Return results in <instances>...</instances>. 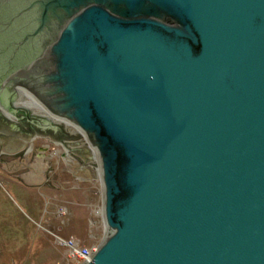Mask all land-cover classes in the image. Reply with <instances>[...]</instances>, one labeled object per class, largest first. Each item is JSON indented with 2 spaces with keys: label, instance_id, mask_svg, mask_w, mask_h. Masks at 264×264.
Listing matches in <instances>:
<instances>
[{
  "label": "water",
  "instance_id": "1",
  "mask_svg": "<svg viewBox=\"0 0 264 264\" xmlns=\"http://www.w3.org/2000/svg\"><path fill=\"white\" fill-rule=\"evenodd\" d=\"M0 96L97 156L81 264H264V0H0Z\"/></svg>",
  "mask_w": 264,
  "mask_h": 264
},
{
  "label": "rangeland",
  "instance_id": "2",
  "mask_svg": "<svg viewBox=\"0 0 264 264\" xmlns=\"http://www.w3.org/2000/svg\"><path fill=\"white\" fill-rule=\"evenodd\" d=\"M28 99L31 111L48 114ZM67 125L83 136L92 160L48 137L27 142L25 162L0 153V264H80L68 259L56 236L76 237L91 248L105 237L98 159L85 136ZM31 168L45 185L27 183L21 173Z\"/></svg>",
  "mask_w": 264,
  "mask_h": 264
},
{
  "label": "flooded vegetation",
  "instance_id": "3",
  "mask_svg": "<svg viewBox=\"0 0 264 264\" xmlns=\"http://www.w3.org/2000/svg\"><path fill=\"white\" fill-rule=\"evenodd\" d=\"M1 99H2V96H0V100ZM4 100L5 99H3V101ZM17 115H18V118H15V119H9L3 115H0V143L2 144V147L5 150L7 151L15 150V148L10 147L9 143L16 142V141H20V144H22L20 146L22 147L23 144H25L26 141L32 137H34V139L40 136L48 137L54 143L55 142L61 143L62 139L67 141L65 137H67L69 134L63 133L61 129L60 130L44 129L41 126H39V124L36 123L35 121L30 120L26 116L24 111H19ZM70 141H73V140H70ZM44 149L46 150L47 148L44 147ZM23 151L24 150L21 149L19 151H16L14 154L19 155L18 156L19 158L22 156L21 159L22 161L25 162L26 152L21 153Z\"/></svg>",
  "mask_w": 264,
  "mask_h": 264
},
{
  "label": "built area",
  "instance_id": "4",
  "mask_svg": "<svg viewBox=\"0 0 264 264\" xmlns=\"http://www.w3.org/2000/svg\"><path fill=\"white\" fill-rule=\"evenodd\" d=\"M56 237H57V243L60 246L66 248L67 257L70 261L79 260L81 261L80 262L81 264L86 259H88L93 253V251L96 249L82 244V242L76 237L65 238L60 235H57Z\"/></svg>",
  "mask_w": 264,
  "mask_h": 264
},
{
  "label": "crops",
  "instance_id": "5",
  "mask_svg": "<svg viewBox=\"0 0 264 264\" xmlns=\"http://www.w3.org/2000/svg\"><path fill=\"white\" fill-rule=\"evenodd\" d=\"M22 172H24V173H21V174L27 175V176H25V177L23 176V177L26 179L28 184H33V182H36V183L38 182L37 184L41 183L42 185H45V184H43V181H42L43 179H41L42 177H39L38 171H33V169L31 168V169H28V170L22 171ZM39 179H41L40 182H39ZM41 184H39V185H41Z\"/></svg>",
  "mask_w": 264,
  "mask_h": 264
},
{
  "label": "bare ground",
  "instance_id": "6",
  "mask_svg": "<svg viewBox=\"0 0 264 264\" xmlns=\"http://www.w3.org/2000/svg\"><path fill=\"white\" fill-rule=\"evenodd\" d=\"M28 98H30L31 100H32V104H34V105H37L38 107H40L42 110H44V111H46L41 105H39L36 101H35V99L33 98V96H31L30 95V97H28ZM25 99H27V97H25ZM22 102H24V99L22 100ZM27 105V104H26ZM47 112V111H46ZM48 114H46V115H48V116H51V117H53V118H57V117H55V116H53L51 113H49V112H47ZM58 119H60V118H58ZM62 119H60V121H61ZM65 120V119H64ZM67 121V120H66ZM67 123H70L71 124V122H67ZM97 157V156H96Z\"/></svg>",
  "mask_w": 264,
  "mask_h": 264
},
{
  "label": "trees",
  "instance_id": "7",
  "mask_svg": "<svg viewBox=\"0 0 264 264\" xmlns=\"http://www.w3.org/2000/svg\"><path fill=\"white\" fill-rule=\"evenodd\" d=\"M65 139L73 140V139H71V136H70V135H68L67 137H65ZM70 146H71V145H70Z\"/></svg>",
  "mask_w": 264,
  "mask_h": 264
}]
</instances>
